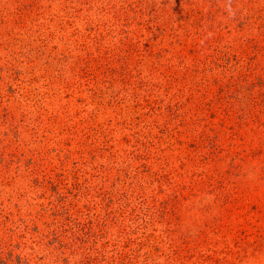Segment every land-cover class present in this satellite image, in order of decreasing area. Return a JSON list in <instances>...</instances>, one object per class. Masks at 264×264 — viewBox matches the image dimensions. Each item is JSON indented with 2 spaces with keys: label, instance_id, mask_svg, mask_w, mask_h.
<instances>
[{
  "label": "rangeland",
  "instance_id": "rangeland-1",
  "mask_svg": "<svg viewBox=\"0 0 264 264\" xmlns=\"http://www.w3.org/2000/svg\"><path fill=\"white\" fill-rule=\"evenodd\" d=\"M0 264H264V0H0Z\"/></svg>",
  "mask_w": 264,
  "mask_h": 264
},
{
  "label": "trees",
  "instance_id": "trees-1",
  "mask_svg": "<svg viewBox=\"0 0 264 264\" xmlns=\"http://www.w3.org/2000/svg\"><path fill=\"white\" fill-rule=\"evenodd\" d=\"M241 112V111H240Z\"/></svg>",
  "mask_w": 264,
  "mask_h": 264
}]
</instances>
